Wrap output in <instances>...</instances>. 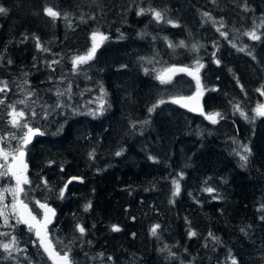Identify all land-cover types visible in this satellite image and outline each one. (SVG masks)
Instances as JSON below:
<instances>
[{
	"label": "rangeland",
	"instance_id": "374dc122",
	"mask_svg": "<svg viewBox=\"0 0 264 264\" xmlns=\"http://www.w3.org/2000/svg\"><path fill=\"white\" fill-rule=\"evenodd\" d=\"M14 1V5L16 8L18 7L19 10H30L27 14L38 21L39 24L37 27L41 29V32L39 34L37 31L30 33L28 30L22 31V29H20L21 26L19 27V22L16 21V18H13L11 10L5 6L7 2H5V0H0V6L8 9L7 13L0 14V73H2L3 78L8 77L7 75H13L23 83L30 71L34 70L33 66H35V64H37L39 76H41L49 73L47 67L50 63L54 61L57 62L56 68L51 69V73L59 77L60 82L58 78H55L59 84L53 87L52 93L53 95L59 93L58 105H61L63 108L61 110L57 109V111L63 118H65L63 114H65L68 108V114L69 117H71V125L69 126L70 131L68 134L76 136L78 139L80 133L84 134L77 148V150L80 149L78 152H81L84 164L87 165V163L91 162L93 167L95 164H101V168L106 169V167H108L107 161L110 157L109 152H112L113 156H117L116 153L120 152V149L124 146L123 141L125 142V140L133 142L134 146L141 149L144 154L148 156L149 160L154 162L155 160L152 153L155 149L151 145H158L160 142L155 129L157 122H161V124L165 125L169 123L171 131L174 129L176 130V138L175 140L172 139L173 142L172 140L171 142L169 141V146L175 145L178 152H181V155L186 153L188 148H193L194 146L197 147L198 151L200 149L198 144L203 139L204 135L213 134L223 136L226 133V131H224L225 127H231L233 123H237L238 126H235V128H244V132L247 131L245 137L241 134H237L236 141H234V144L240 148L238 154L240 160L242 155H247L248 159L250 158L253 160V163L256 161L254 137L256 133H259V130L264 127V117L256 116L253 110L258 104H264V95L261 94V91H258V89L264 90V71L253 78L248 85H236V80H233L236 75H232V71L230 70L231 67L228 66V59L232 57V59L236 61L239 58L236 57V55H225L223 57L225 60L223 59L222 64L228 67L225 70H227L226 73L229 72L230 74L228 75V79L230 80L231 88H227L219 81H215L214 85L208 88L206 85L207 82L212 81V77H215L218 73L215 71L211 72L209 70V64L217 65L218 63L216 61H219L217 58H213L210 62L209 60L212 54L220 53L222 49L225 50L226 46H222L220 43L211 45L203 41V34L208 30V20L200 10L197 9L194 13L188 10L191 19L189 20V25H187L179 18L177 10L173 7L176 0H150L151 6L149 8H144L145 12L142 16L137 15L139 10L143 9L140 0ZM181 1L182 0H180V2ZM43 6L45 8L55 7V11L59 12L60 16L53 19L45 13V8ZM101 7H105L106 9L118 7L122 9V15L127 13L129 9L133 10L132 15L139 21L142 19V27L138 28L135 32L134 29V34L130 36L128 33H120L119 31L116 32L114 37H110L108 34L97 29L90 30L86 28L83 31V23H87L90 19H94V13L99 11ZM149 9L160 11L163 15V19L157 21L153 13L148 11ZM65 14L67 18H65ZM83 14H88V17L83 16ZM168 20L173 21L175 26L167 23ZM123 22L124 21H117V25L121 27L127 24L126 22L123 24ZM211 22L212 27H214L216 24H214L212 19ZM94 32L103 34L107 39L101 42L99 36H97L96 42L99 43L100 46L97 48L93 59L85 64L78 65L74 69L73 58L79 55H86L89 49L92 48V34ZM9 33L12 35L17 34V37L15 36L14 39H12L13 41L6 42V39H9ZM206 36L208 37L209 34L206 33ZM181 41L184 42L183 46L180 45ZM4 42L7 44L5 43L4 45ZM38 42L40 47H37ZM205 43L211 47H206ZM170 44L172 45L171 47L169 46ZM247 44L248 43H246V45ZM3 45L4 47H2ZM193 45H196L198 50H194L192 47ZM263 46L264 44L259 40V42L254 43L253 46H249L250 50L241 51L240 49L242 48H236L234 53H243L245 58H249L255 65L259 66L258 63H260L262 58L259 49L262 50ZM45 49H47V51H45ZM209 49H211V56L204 54L206 51L209 52ZM70 50L72 51V56L70 55ZM197 61H199V64L203 65L198 72L201 91L203 92V100L205 94L212 91L214 95L216 94L218 99H224L223 101L226 102L225 107L223 111H205L204 114L201 115L203 118L201 123L202 126L200 123L193 126L189 119L181 120L182 123L179 124L175 121H179L182 115L170 109L171 105H175L173 99L196 92V79L192 75L187 76L185 74H180L171 77L170 82L161 83L157 77L165 69L175 65H183L195 71ZM249 67L251 68V66ZM106 71L112 73L114 82L121 79L126 83L131 84L136 81L137 84H140V76H147L148 78L146 81H151L153 86L146 91L138 89L137 101L133 102V104H131L132 101L127 104L123 100L124 97L121 95L122 99L110 106L107 94L102 85V79L99 78V76L103 75ZM47 77L51 76L47 75ZM27 79L29 84L34 83L33 81L30 82L29 78ZM5 83L4 81L3 85ZM6 84L7 88L11 90L8 93V97L12 100V105L15 106L16 111L19 112L23 110L25 112L21 124L27 123V125L31 127L32 125H42L44 122H48V118L46 117L49 113L46 112L43 106H50L48 103L52 101L53 97L51 93L45 94L42 101L39 99L36 102L37 107H41V109H36L34 106L35 99L33 98V92H31L33 89L32 86H19L17 83ZM13 93H15L16 96H14ZM21 100L25 101V103H18ZM161 100H163L164 103H159ZM208 100L210 104L213 101L211 97H209ZM153 105L157 106L150 112L149 109L153 108ZM236 105H239L240 109L247 114L248 119L240 115V111L236 110ZM53 107L55 108L56 105H53L52 108ZM2 110L4 114L9 116V121H5L4 124L13 131L9 136V139L12 140L9 142V145L4 148V151L10 153L11 150H16L19 147L20 138L24 136L23 134L27 129L23 127H14L12 125V117L9 115L13 110L12 107L3 108ZM53 111L54 110H51V112ZM33 112H35V115L32 114ZM75 112L77 119H75L73 115ZM216 112L220 113L223 118H218V122L214 124L211 120L207 119L206 116ZM69 117L65 118V121L62 120L57 123L55 134L66 133L65 126L69 123ZM253 117H255V119H253ZM40 121L42 123H40ZM188 125L192 127H186ZM48 126L50 127L51 125L49 124ZM4 132L5 130L0 131V134ZM45 133L47 134V131H45ZM46 134H44V136H47ZM55 134L51 133L48 136L44 142V146H40L41 148H39L38 154L34 155V153H31L33 154L34 162L40 161L45 163L46 166L51 165L55 159L53 156H47L49 150H53L51 146L61 145L62 148L68 147L66 143L67 138H64L66 135L63 137H55ZM241 136V140H238ZM166 144L168 143L166 142ZM243 145H247L248 148L251 149V156L244 151ZM13 153L15 154V151H13ZM10 156L11 153L9 157ZM241 161L243 162V160ZM41 173L43 176H40L37 180H40L39 182L47 181L51 183L49 186L46 185L45 189L42 191V193H48V191L53 188V185H55L58 173L55 170L46 168ZM76 176L81 177L79 175ZM81 179L85 181L83 177ZM173 182L171 183L173 187L169 191V201H171L173 193L176 191V185ZM10 187H14L10 177H0V190ZM31 190L32 188H27L25 195L32 196L35 201L38 197L34 195V193H31ZM42 195L48 196L47 194ZM12 201V195L10 193H5L3 205H7L5 211L6 215L9 217V224L4 225V218L0 217L1 232L2 234L7 233V235H3L0 243H8L11 237L15 236L18 241L16 247L29 244L35 251V261H37V264H48L36 241L32 237V231L25 227L21 228L20 224H16V216L13 215L11 211ZM78 201L80 202V211L78 210V214H71L66 218L57 216L56 220H58V222L56 221L50 227V233L52 234L55 245L60 249L59 252L64 254L65 251L71 249L69 256L72 261H74V264H137V260L133 259L132 256H128L124 262L114 257L112 254H106V257L101 259L99 253L103 251V247L100 246L98 242L105 243L106 247H108V243L106 241L103 242L104 239H99L101 235L94 234V237L89 239L90 235H86L85 233L90 231L93 234L92 229L85 228L83 224L84 220L91 221L93 212L92 200L91 198L85 197L83 199L79 198ZM89 204L91 206L85 211V206ZM3 205H0V207H3ZM66 220L69 221V225L67 226L69 228H65L66 225L62 226V221L66 222ZM77 225L84 227L85 232L83 234L79 232ZM102 226H105L107 228V233L111 235L107 223H103ZM151 227L149 228V225H147L144 229L146 230L148 238L152 233ZM112 231H114L113 226ZM155 235H157V231ZM82 236H84V238ZM92 244H94L95 247H92ZM159 250L162 252L165 251L162 246L159 247ZM2 251L4 250L2 249ZM8 256L9 253L4 251V257L0 259V264H6ZM135 258L140 259L137 255ZM223 259L225 262L233 264V258L229 257V255H225ZM182 260L183 257L177 255V257H169V260H165V263L190 264V261L184 262ZM31 261H33V256H31ZM215 264H219V262Z\"/></svg>",
	"mask_w": 264,
	"mask_h": 264
},
{
	"label": "trees",
	"instance_id": "16d2710c",
	"mask_svg": "<svg viewBox=\"0 0 264 264\" xmlns=\"http://www.w3.org/2000/svg\"><path fill=\"white\" fill-rule=\"evenodd\" d=\"M5 2H7L5 6L11 10L13 18L19 22L22 31L28 30L29 33L37 31L40 34L38 21L27 14L30 10H19L14 5V0H5ZM140 2L143 9L151 6L150 0H140ZM173 7L177 10L179 18L187 25L191 19L188 10L194 13L198 9L202 14L208 13L209 16H206L208 30L203 34V41L211 45L220 43L226 46L225 50L220 49V53L212 54L209 60L210 62L213 58H217L219 63L209 64V70L218 73L212 77V81L207 82L208 88H211L215 81L231 88L228 79L230 74L225 70L228 67L222 64L225 55H236L239 58L236 61L232 57L228 59L232 75H236L233 79L236 80V85H248L253 78L263 73L264 46L262 50L259 49L262 54L258 63L260 68L249 58H245L243 53H234V51L236 48H242L243 51L250 50L248 44L246 45L245 33L253 29L264 42V23L252 26L253 20L264 17V0H185V3L184 0L181 2L176 0ZM121 10L118 7L108 9L101 7L94 13V19L83 23L82 30L97 28L107 32L110 37H114L118 31L128 33L129 36L134 34V29L135 32L142 27V19L139 21L133 16V10L129 9L123 15ZM83 16L88 17V14ZM211 19L216 24L214 27ZM120 20L124 21L123 24L125 22L127 24L119 27L117 21L121 22ZM222 32L227 35H221ZM206 33L210 37H207ZM16 35L9 33L6 42L13 41ZM206 43V47L210 48L211 46ZM210 53L211 49L204 54L211 56ZM112 76L109 71L99 76L110 106L120 101L122 96L127 104L131 101L133 104L137 101L138 89L146 91L153 86L151 81H146L147 76H140V84L136 81L131 84L126 83L121 79L114 82ZM209 97L213 99L211 104ZM223 100V98L218 99L212 91L206 93L203 100L205 111H223L226 103ZM170 109L182 115L178 117L180 120L175 121L176 123L181 124V120L189 119L193 126L199 123L202 126L201 116L191 115L175 105H171ZM235 126H238L237 123L225 127L226 133L223 136L204 135L198 144L200 146L198 151L194 146L181 155L175 145L169 146V141L176 138V130L171 131L169 123L165 125L157 122L155 129L160 142L158 145H151L155 149L152 153L154 162L149 160L141 149L134 146L133 142L125 140L124 146L120 149L121 155L113 156V153L109 152L108 167L101 168L100 164L92 174L79 173L81 170L87 172L83 156L78 152L80 149L77 150L84 134L80 133L78 139L68 134L70 130L67 127L64 138H67L65 140L68 147L49 150L47 156L73 162L76 173L84 180H90L83 192L85 196L93 192V212L91 221L84 220L83 224L85 228L92 229L93 234H105L109 238L103 240L108 243V247L105 243L98 242L103 247V251L99 253L101 259L106 257V254H112L122 262L128 256H132L137 260V264H166L165 260H169V257L179 255L183 257L182 261H190V264L216 262L229 264L223 259L225 255H229L237 264H263L264 127L256 133L257 137H254L256 161L253 163L249 158L245 163L240 160L238 155L240 148L234 144V141L237 134L245 137L247 131L244 132V128H235ZM173 181L179 183L180 190L169 201V191L173 187L171 184ZM208 188L214 191H206ZM77 196L78 199L81 198L80 193H77ZM72 200L68 204L71 211L64 212V217L70 216L79 209V201L72 203ZM58 216H62V212H59ZM103 223H107L111 235L107 233V228L102 226ZM64 225L65 228H69L67 227L69 221H62V226ZM114 225L118 226V232L112 231ZM147 225L149 228L159 225L156 229L157 235L151 233L148 238L144 230ZM1 230L0 227V240L3 237ZM191 232L195 235L190 236ZM160 246L164 248V252L159 250ZM136 255L140 259L135 258ZM3 257L4 251L0 248V259Z\"/></svg>",
	"mask_w": 264,
	"mask_h": 264
},
{
	"label": "flooded vegetation",
	"instance_id": "af4514ba",
	"mask_svg": "<svg viewBox=\"0 0 264 264\" xmlns=\"http://www.w3.org/2000/svg\"><path fill=\"white\" fill-rule=\"evenodd\" d=\"M70 55L72 56L71 50H70ZM34 62H36V61H34ZM1 63H2V61H1ZM56 65H57L56 61H54L48 65L47 68L49 69V73L47 75L51 76V77H47V75L39 76V69H38L37 64H35V66H33L34 70H31L30 73L27 75V78H29V81L34 82L31 84L28 83V79L26 77H25V81L23 83H21V80L16 79L13 75H7L8 77L3 78L2 73H0V88L4 87V85H3L4 81L6 83H11V84L17 83L19 86H21V85L32 86L33 89L31 92H33V98L35 99L34 106L36 109H41V107H37L36 102L39 99L42 101V98L47 93H51L53 95V93H52L53 87L57 86L60 82L59 77H56V75L51 73V69L56 68ZM42 70H44V69H42ZM42 70H40V71H42ZM55 70H54V72H55ZM50 78H52V79H50ZM55 78H58L59 82H57V79H55ZM4 91H5V93H4ZM4 91L0 92V101H3V103H0V123H1L0 124V131L5 130V132L3 134H0V138H2V139H0V148H3V149L9 145V142L12 140V139H9V136L13 133L12 129L8 128V126H6L4 124L5 121L6 122L9 121V116L7 114H4L3 110H2L3 108H7V107L12 106V100L10 99V97H8V93L11 90L6 88ZM13 95L16 96L15 93H13ZM58 101H59V95L56 93L55 95H53L52 101H50L48 103L50 106H48V107L43 106V108L46 109V112L49 113V114H47L48 116L46 117V118H48V122L47 123L44 122L42 125L37 124V125L31 126V128H33V129H39V133H42V134L38 133L37 137L34 138L33 140H31L23 148L24 158H25V161L27 163V177H28L30 183L24 185V187H23L24 192L21 194V197L23 198V201L26 202L27 205L29 206L31 212L38 219L41 217V211L37 207V203H36L37 201L51 205L56 211V216L59 215V212H62V217H64V212H70L71 211V209H69L70 207L68 206L70 200L73 199L72 203L74 201H75V203L76 202L78 203L77 193H80V196L82 199L85 197L91 198L92 206L94 203L93 192H91V194L87 195V196H85L84 192H83L86 189V185L89 183L90 180L83 181L81 179L82 178V176H81L80 181H76V180L69 181V178L71 176L78 175L76 173V168L74 166L75 164L73 162H70L67 160L54 159L51 165L46 166L45 163H42L40 161H36V162L33 161L34 157H33V154H31V153H34V155L38 154V150H39V148H41L40 146H44V142L48 138V136L51 133H53V134L56 133L57 123L59 121H62V120L65 121V118L69 117L67 107H66L67 109H66L65 114H63V116L65 118H63L61 116V114L58 113L57 109L61 110L63 108L61 105H58ZM53 105H56V107L52 108ZM51 110H54V111L51 112ZM73 115L75 116V119H77L76 112ZM41 121H42V117H41ZM41 121H40V123H42ZM68 122L69 123L65 126V128H67L71 125V123H70L71 117H69ZM49 124L51 125L50 127L48 126ZM45 131H47V134L45 133ZM44 134H46L47 136H44ZM64 135H66V134L65 133L55 134V137H60V136L63 137ZM21 144H22V139L20 138L19 146ZM60 147L62 148L61 145L51 146V148H53V149H60ZM13 151H14V149L11 150L10 153L14 154ZM10 160H11V156L9 157V161ZM0 163H3V161L0 160ZM99 166H100V164H95V166L93 167V164L91 162L87 163V165H86L87 169H85V171H87V172H83L84 170H81L79 173L92 174L94 172V169H96ZM45 168L55 170L58 173L57 179L55 180V185H53V188L50 189L48 191V193H42V191L45 189L46 185L49 186L51 183L47 182V181H46V183L45 182H39L40 180H37L40 176H43V175H41V173H37V171L42 172ZM69 173H71V176H69ZM40 185H42V186H40ZM65 186H67V187H65ZM27 188H32V190L30 192L34 193V195H37L38 198L35 201L33 200L32 196H26L25 195ZM62 189H63V196H61V190ZM41 193L47 194L48 196H43ZM61 205H63L64 207ZM77 210H79V209H77ZM77 210H75L72 214H75V215L78 214V212L80 210L79 211H77ZM64 218H66V217H64ZM50 227L48 228L49 239L52 241L54 248L59 252L60 249L58 246L55 245V243L53 241L52 234L50 233ZM85 234L90 235L89 239H92L94 237V234H92L90 231L88 233H85ZM32 237L34 238L33 232H32ZM82 237L84 238V236H82ZM106 238H107V236L104 234V235H101V237L99 239L105 240ZM34 240L37 243V240L35 238H34ZM91 246L95 247L94 244H92ZM91 246H90V248H91ZM38 247H39V245H38ZM17 248L20 249V251H16V252L12 251L11 256H8V260H7L6 264H37V261H35V259H36L35 251L33 250L32 246H30L28 244V245L17 246ZM39 249L41 251L40 247H39ZM31 256H33V261H31ZM44 257H45V255H44ZM47 262H48V264H50V262L48 260H47Z\"/></svg>",
	"mask_w": 264,
	"mask_h": 264
},
{
	"label": "snow or ice",
	"instance_id": "6c2138e0",
	"mask_svg": "<svg viewBox=\"0 0 264 264\" xmlns=\"http://www.w3.org/2000/svg\"><path fill=\"white\" fill-rule=\"evenodd\" d=\"M7 11H8L7 8L0 6V14L7 13ZM44 11L48 16L52 17L53 19L60 16V13L55 11L51 7L45 8ZM148 11H151L153 13L154 18L157 21H161L163 19V15L160 11H156L153 9H149ZM144 12H145V9H140L137 15H141ZM204 15L209 16L208 13H205ZM65 18H67L66 14H65ZM167 23L174 25V22L171 20H168ZM217 30L219 31V29ZM221 35L226 36L227 33L222 32ZM245 35L249 36L252 40L260 39V36L256 34L255 29L245 33ZM97 36H99L101 42L107 39V37L104 36L103 34L94 32L92 34V38H93L92 48L89 49L86 55H79L73 58V68L74 69L78 65L85 64L89 60L93 59L97 48L100 46L99 43L96 42ZM180 45L183 46L184 42L181 41ZM169 46L171 47L172 45L170 44ZM37 47H40L39 42L37 43ZM192 47L194 50H198L196 45H193ZM240 50L243 51L244 49H240ZM45 51H47V49H45ZM216 62L219 63V61H216ZM196 64H197V67L195 71L189 69L188 67L179 68V69L173 67V68L165 69L160 75H158L157 78L161 81V83H167V82H170L171 75L174 74L176 71L187 72L189 75H192L196 79V85H197L196 93H194L193 96H189V97L174 98L173 102L180 103L183 107H189L190 102H195L196 106L191 107L190 110L202 112V108L199 105V99L203 95V92L201 91V84H200L198 72H199V69L203 67V65L199 64V61H197ZM6 88H7V84L5 83L4 87L0 88V92H3ZM258 91H261V94L264 95V90L258 89ZM0 103H3V101H0ZM18 103L24 104L25 101L21 100ZM159 103H164V101L161 100L159 101ZM156 106L157 105H153V108H150L149 111L150 112L153 111ZM11 107L13 110L12 112L9 113V115L12 117L11 119L12 125L14 127L26 128L27 131L25 132L24 136L21 138L22 144L19 146L18 149L14 150L16 154H11V162H9L10 153L4 151L3 148H0V160L3 161V163H0V177L11 176L15 178V182H16L14 187L5 188L3 190H0V205H3V202L5 200V193H10L13 197L11 211H12V214L16 216V224L24 223L29 226V230H32L33 228L35 229L36 236L39 239L40 246L44 248V251L48 254L49 259L53 261V264H74V261H72V259L69 256V252L71 251V249H68L67 251L64 252L63 255H61L60 252L55 250L52 244V241L48 238L46 229H47V225L51 223V218L49 216V213H51V215L54 216L55 215L54 209H51L47 204H42L39 201H37L36 203L39 205V207L45 210V219L43 222H41L37 220L36 216L33 215L30 210H28V205L25 204L23 200L19 199L20 194L24 192L23 185L30 183L28 177L25 175L27 165L24 164L23 162V156H24L23 148L30 142L31 138L34 135L39 133V129H33L29 127L27 123L21 124V120L25 116V112L23 110L17 112L14 105H12ZM236 110L240 111L241 116H244L245 119H248L247 114L244 113L240 109L239 105H236ZM253 111L256 113V116L264 117V104H258L257 107ZM32 114L35 115V112H33ZM206 118L211 120V122L215 124L218 122V118L222 119L223 117L221 116L220 113L216 112V113L208 114ZM253 119H255V117H253ZM39 134H42V133H39ZM243 148L245 152H247L249 155L251 154V149L248 148L247 145H243ZM116 155L119 156L121 155V153L117 152ZM241 160H243L246 163L248 160V156L242 155ZM173 183L176 185V191L173 193V195H177L180 190L179 183L177 181H174ZM206 191L212 192L214 190L211 188H208L206 189ZM61 196H63V189L61 190ZM90 206H91L90 204L86 205L85 211H87V209ZM262 207H264V205H262ZM6 209H7V205H3V207H0V217L4 218V225L9 224V217L8 215H6V211H5ZM158 227L159 225H155L151 229L153 235L156 234V229ZM77 228L81 234L85 232V229L83 226L77 225ZM113 230L119 231L118 226L114 225ZM3 235H7V233ZM189 235L193 236L195 235V233L191 232L189 233ZM213 239H216V238L213 237ZM17 243L18 241L16 237L12 236L10 242L0 243V248H2L5 252H8L9 256H11L12 251H20V249L16 247ZM233 264H237L234 258H233Z\"/></svg>",
	"mask_w": 264,
	"mask_h": 264
},
{
	"label": "water",
	"instance_id": "95a60500",
	"mask_svg": "<svg viewBox=\"0 0 264 264\" xmlns=\"http://www.w3.org/2000/svg\"><path fill=\"white\" fill-rule=\"evenodd\" d=\"M173 67L179 69V68H184V67H186V66L176 65V66H172V67H170V68H173ZM168 69H169V68H168ZM177 74H186V75L190 76L187 72L176 71L174 74L171 75V77H173L174 75H177ZM194 93H196V92H194ZM194 93H192V94H190V95L179 96V97H189V96H193ZM179 97H176V98H179ZM174 104L177 105L178 107H180L181 109H183V110L189 112L190 114H193V115H201V114L204 113L203 97H202V96H201L200 99H199V105H200V107L202 108V112H201V111H191V110H190L191 107H195V106H196L195 102H190V106H189V107H183L180 103H174ZM36 137H37V134L34 135V136L31 138V140H33V139L36 138ZM31 140H30V141H31ZM23 152H24V151H23ZM10 162H11V161H10ZM23 162H24V164L27 165L24 156H23ZM25 175L27 176V169H26ZM10 178H11V180H12L13 183H16V182H15V178H13V177H11V176H10ZM71 179L79 180L78 177H76V178H71ZM19 199L22 200V198H21V194H20V196H19ZM23 202H24V201H23ZM24 203H25V202H24ZM40 203H41V202H40ZM25 204H26V203H25ZM42 204H46V203H42ZM47 205H48L51 209H54L51 205H49V204H47ZM37 207H38L39 210L41 211V218H40V219H38L37 217H36V218H37V220L43 222L44 219H45V210L42 209V208H40L38 204H37ZM28 210H30V209H29V206H28ZM30 211H31V210H30ZM54 211H55V209H54ZM32 214H33V213H32ZM33 215H34V214H33ZM49 216H50V218H51V223H49V224L47 225V229H46V231L48 230L49 226H50L51 224L54 223V221H55V217H56V211H55V215H54V216H52L51 213H49ZM20 224L23 225V226H25V227H27V228H29V226H28L27 224H24V223H20ZM32 230H33V236H34L35 239H37V243H38L39 247L41 248L42 252L44 253L45 257L47 258V260H48L51 264H53V261H52L51 259H49L48 254L44 251V248L40 246V244H39V239H38V237L36 236V231H35V229L33 228ZM47 234H48V231H47ZM48 238H49V234H48ZM60 254H61V253H60ZM61 255H63V254H61Z\"/></svg>",
	"mask_w": 264,
	"mask_h": 264
},
{
	"label": "bare ground",
	"instance_id": "6f19581e",
	"mask_svg": "<svg viewBox=\"0 0 264 264\" xmlns=\"http://www.w3.org/2000/svg\"><path fill=\"white\" fill-rule=\"evenodd\" d=\"M47 5H48V4H47ZM50 6H52V5H50ZM43 7H44V6H43ZM44 8H45V7H44ZM51 8H52V7H51ZM54 8H55V7H53V9H54ZM54 10H55V9H54ZM61 26H62V25H61ZM112 40H114V39H112ZM115 40H116V39H115ZM108 44H109V43H108ZM85 71H86V70H85ZM83 74H84V73H83ZM149 106H150V105H149ZM240 140H241V139H240ZM148 233H149V232H148ZM148 235H149V234H148ZM150 235H151V234H150ZM86 252H87V251H86ZM76 253H77V252H76ZM76 253H75V254H76ZM94 258H95V257H94ZM94 258H93V259H94ZM97 258H98V257H97ZM93 259H92V260H93ZM95 259H96V258H95ZM90 260H91V259H90ZM104 260H105V259H104ZM94 261H95V260H94ZM102 262H103V261H102ZM93 263H94V262H93ZM103 263H104V262H103ZM95 264H96V263H95ZM229 264H230V263H229Z\"/></svg>",
	"mask_w": 264,
	"mask_h": 264
}]
</instances>
